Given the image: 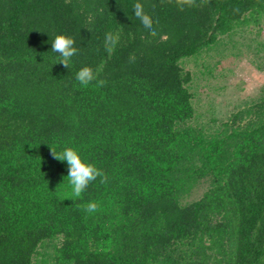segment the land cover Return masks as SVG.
<instances>
[{"label":"trees","instance_id":"1","mask_svg":"<svg viewBox=\"0 0 264 264\" xmlns=\"http://www.w3.org/2000/svg\"><path fill=\"white\" fill-rule=\"evenodd\" d=\"M197 5L0 0V264H264V87L211 130L185 66L242 55L232 38L264 30V0ZM58 34L75 40L70 69L51 50ZM84 66L106 85L81 86ZM51 146L75 148L108 182L73 197Z\"/></svg>","mask_w":264,"mask_h":264},{"label":"rangeland","instance_id":"2","mask_svg":"<svg viewBox=\"0 0 264 264\" xmlns=\"http://www.w3.org/2000/svg\"><path fill=\"white\" fill-rule=\"evenodd\" d=\"M233 41H238L236 49L243 51L239 57L228 55L227 51V59H221L217 52H211L209 56L214 53L215 57L204 56L198 63H185L195 75L192 90L197 94V121L211 130L237 110L257 101L264 87V69L257 68L258 64L264 65V30L257 26L249 33L235 35ZM207 188L208 182H202L184 201L200 198ZM39 260L44 264L41 256Z\"/></svg>","mask_w":264,"mask_h":264},{"label":"clouds","instance_id":"3","mask_svg":"<svg viewBox=\"0 0 264 264\" xmlns=\"http://www.w3.org/2000/svg\"><path fill=\"white\" fill-rule=\"evenodd\" d=\"M172 3L173 0H161V3ZM179 10L183 11L185 7H196L197 0H174ZM133 13L145 29L148 30L150 35H157L156 30L153 27V18L151 15L144 11L143 5L139 2L133 5ZM117 42L116 37L112 33H107L105 37V50L111 54L114 50ZM75 40L68 35L58 34L54 38L52 37L51 50L54 53L59 54V61L65 68H71V59L74 57L78 49L74 46ZM75 79L81 86L87 87L91 82L96 81L97 87H104L107 83L104 79H97V74L90 66H84L75 74ZM51 154L53 158L60 161L67 162V179L71 186L73 197H80L82 193L88 188V186L100 178L101 183H107L108 177L93 163L86 161L73 147H65L60 153H57L56 149L51 146ZM89 213L96 212L98 210V204L96 202H89L86 209Z\"/></svg>","mask_w":264,"mask_h":264}]
</instances>
